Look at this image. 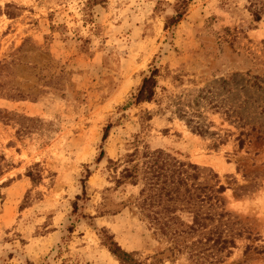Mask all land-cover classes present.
I'll use <instances>...</instances> for the list:
<instances>
[{"label":"rangeland","instance_id":"rangeland-1","mask_svg":"<svg viewBox=\"0 0 264 264\" xmlns=\"http://www.w3.org/2000/svg\"><path fill=\"white\" fill-rule=\"evenodd\" d=\"M175 1L0 0V264H119L105 234L141 264H191L142 185H115L135 140L216 174L250 235L225 264H264V0H189L165 29ZM154 68L157 102L118 111Z\"/></svg>","mask_w":264,"mask_h":264},{"label":"trees","instance_id":"trees-1","mask_svg":"<svg viewBox=\"0 0 264 264\" xmlns=\"http://www.w3.org/2000/svg\"><path fill=\"white\" fill-rule=\"evenodd\" d=\"M92 1L95 4L100 0ZM189 3V0L175 1L171 6L173 15L165 20V29L182 19ZM252 14L253 21L258 23L261 20L260 12L255 10ZM160 76L158 68L151 70L149 75L142 79L136 92L118 111L143 103L157 102ZM189 123L192 124L193 120L187 121V125ZM112 126L108 124L105 127L102 141L106 140ZM192 129L197 133L199 131L198 126ZM133 145V152L127 154L123 161H109L114 165L112 169L115 173L121 168L119 175L114 176L115 185H142L137 198L139 207L147 213L150 226L167 239L170 244L168 252L185 254L191 264H225L226 259L232 255V250L237 248L238 242L249 240L250 235L248 228L227 210L223 198L225 188L220 185L217 175L194 164L180 163L162 151L151 152L146 147L140 151L139 142L136 140ZM102 156L103 153L98 160H101ZM27 177L33 183L36 182L31 171L27 173ZM200 179H203V182H200ZM82 184L84 195V180ZM155 206L160 208V212L152 211ZM183 214L187 215V221L183 220ZM103 244L119 264H141L135 258V253L122 250L111 236L105 234ZM251 249L252 247L247 245L245 252ZM153 259L158 260L156 256Z\"/></svg>","mask_w":264,"mask_h":264}]
</instances>
